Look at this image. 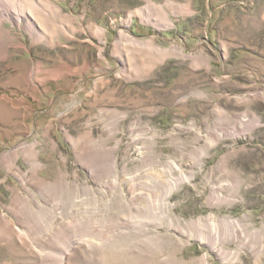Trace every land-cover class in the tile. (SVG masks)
I'll use <instances>...</instances> for the list:
<instances>
[{"label": "rangeland", "instance_id": "rangeland-1", "mask_svg": "<svg viewBox=\"0 0 264 264\" xmlns=\"http://www.w3.org/2000/svg\"><path fill=\"white\" fill-rule=\"evenodd\" d=\"M0 1V264H264V0Z\"/></svg>", "mask_w": 264, "mask_h": 264}, {"label": "bare ground", "instance_id": "bare-ground-1", "mask_svg": "<svg viewBox=\"0 0 264 264\" xmlns=\"http://www.w3.org/2000/svg\"><path fill=\"white\" fill-rule=\"evenodd\" d=\"M27 11L28 12H26V10L23 8L12 10V9L6 7L4 4H2V2L0 1V19H2V20L3 19L4 20L5 19H13L15 21V23H17V24H19V22H21V21H25L26 25H29L30 31L36 32L39 30L38 23L35 20L31 19L32 13H30L29 10H27ZM2 45L4 46L3 43H2ZM63 253H64L65 257L68 254L66 252H63Z\"/></svg>", "mask_w": 264, "mask_h": 264}]
</instances>
